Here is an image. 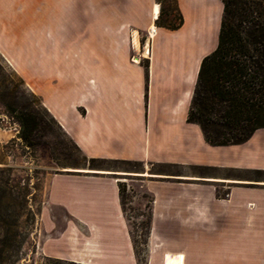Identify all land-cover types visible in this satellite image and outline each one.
Wrapping results in <instances>:
<instances>
[{"label":"crops","instance_id":"0c3cea01","mask_svg":"<svg viewBox=\"0 0 264 264\" xmlns=\"http://www.w3.org/2000/svg\"><path fill=\"white\" fill-rule=\"evenodd\" d=\"M177 2L183 22L156 27L146 65L129 58L137 30L131 44L121 35L156 18V0H0V49L86 156L162 166L143 182L152 196L148 264L167 254L181 264H264V127L241 143L211 144L187 119L222 1ZM47 200L65 215L54 232L47 210V256L137 264L108 170L55 172Z\"/></svg>","mask_w":264,"mask_h":264},{"label":"rangeland","instance_id":"374dc122","mask_svg":"<svg viewBox=\"0 0 264 264\" xmlns=\"http://www.w3.org/2000/svg\"><path fill=\"white\" fill-rule=\"evenodd\" d=\"M159 13L156 18L138 27H128L123 39L133 42V29L137 30L138 48L131 47L129 58L138 57L144 65V46L149 40V26L155 28H177L183 22V15L177 0H156ZM60 9V7H59ZM46 27V26H45ZM156 31V29H155ZM134 59V58H133ZM26 102L29 109L38 114V132L24 141L19 135L16 113L0 99V164L8 165L4 183L13 193L19 192L22 203L14 199L4 200L15 211L6 216L5 225L10 231L0 236V264H84L67 259L47 256L42 248L49 232L45 230L48 210L56 220L54 232L64 222L65 215L58 208L48 205L47 194L50 178L55 172L68 169L108 170L122 186L124 215L128 224L133 251L137 264H148L152 216V196L143 186L146 173L162 166L151 165L141 160L96 159L89 165L88 157L43 102L42 96L25 81L20 71L5 57L0 49V97L3 93ZM8 101V100H7ZM227 194V193H225ZM9 198V197H8ZM20 200V201H21ZM149 221V229L147 222Z\"/></svg>","mask_w":264,"mask_h":264},{"label":"trees","instance_id":"16d2710c","mask_svg":"<svg viewBox=\"0 0 264 264\" xmlns=\"http://www.w3.org/2000/svg\"><path fill=\"white\" fill-rule=\"evenodd\" d=\"M221 1L217 44L200 61L187 119L200 126L209 143L233 144L264 127V0ZM0 99L16 113L18 135L24 141L35 136L40 125L37 112L8 92ZM96 159L106 158L88 157L89 165ZM8 169L0 164V236L8 235L4 222L15 211L4 200L22 203L20 193L4 183ZM118 186L124 212L123 188ZM146 226L149 229V221Z\"/></svg>","mask_w":264,"mask_h":264},{"label":"bare ground","instance_id":"6f19581e","mask_svg":"<svg viewBox=\"0 0 264 264\" xmlns=\"http://www.w3.org/2000/svg\"><path fill=\"white\" fill-rule=\"evenodd\" d=\"M159 13V7H158V4H155V8H154V15L155 17H157ZM155 25L154 24H151L150 25V28H149V38H153L154 37V32H155ZM144 53L145 54H150V43H147L145 45V48H144ZM138 58V57H136ZM181 261H182V255H170V254H167L166 255V258H165V264H181Z\"/></svg>","mask_w":264,"mask_h":264}]
</instances>
